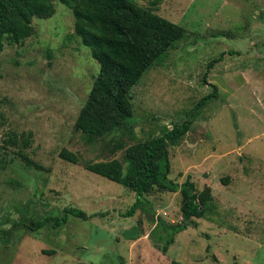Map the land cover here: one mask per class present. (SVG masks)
Listing matches in <instances>:
<instances>
[{
  "label": "rangeland",
  "instance_id": "374dc122",
  "mask_svg": "<svg viewBox=\"0 0 264 264\" xmlns=\"http://www.w3.org/2000/svg\"><path fill=\"white\" fill-rule=\"evenodd\" d=\"M137 2L184 27L187 37L133 88L131 128L100 143L86 144L75 129L100 64L74 36L69 6L56 2L51 18L34 19V36L1 53L0 264H264V0ZM214 78L228 91L196 112L191 132L169 154L170 179L210 187L213 201L166 252L171 234L158 218L182 222L181 194L155 191L125 217L136 194L85 163H126L129 146L185 122L213 93L205 81ZM63 149L81 162L63 160ZM24 155L38 168L27 167ZM67 208L101 215L73 216L59 229L25 226Z\"/></svg>",
  "mask_w": 264,
  "mask_h": 264
},
{
  "label": "trees",
  "instance_id": "16d2710c",
  "mask_svg": "<svg viewBox=\"0 0 264 264\" xmlns=\"http://www.w3.org/2000/svg\"><path fill=\"white\" fill-rule=\"evenodd\" d=\"M56 2L72 9L74 36L92 49L93 57L100 64L98 77L75 123V129L82 134L85 143L94 145L131 128L135 110L133 88L167 56L170 49L187 37V30L154 10L140 6L137 0H0V55L7 45H20L34 36V19L51 18ZM217 62L214 60L211 66ZM218 94L219 90L213 86V93L198 103L185 122L173 125L161 136L129 146L125 150L126 163L118 159L85 163L88 171L119 183L136 194L137 201L124 214L125 217L133 216L139 208L143 209L145 204L142 200L155 191L181 194L182 222L170 224L158 218L159 228L171 234L164 245L166 252L174 243L176 234L198 226L196 219L206 217L213 201L210 187L198 191L190 177L183 184L170 179V148L181 145L191 132L196 112ZM11 143L16 146L18 141L11 137ZM25 146H29L28 139ZM60 157L71 164L81 162L79 155L67 149L61 151ZM23 159L27 167L38 168L26 155ZM100 215L67 208L61 216L31 220L25 226L32 232L46 227L59 229L69 222L70 217L89 220ZM139 238L136 235L133 239ZM170 264L183 263L173 261Z\"/></svg>",
  "mask_w": 264,
  "mask_h": 264
},
{
  "label": "crops",
  "instance_id": "0c3cea01",
  "mask_svg": "<svg viewBox=\"0 0 264 264\" xmlns=\"http://www.w3.org/2000/svg\"><path fill=\"white\" fill-rule=\"evenodd\" d=\"M243 82L247 83V79L243 76ZM210 81L208 82V85H211L212 87H216L218 90H224V91H228L229 89V85L227 84V82H225L224 79L222 78H214V79H209Z\"/></svg>",
  "mask_w": 264,
  "mask_h": 264
}]
</instances>
